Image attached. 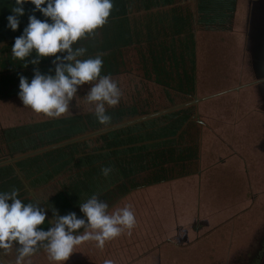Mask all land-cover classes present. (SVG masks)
Instances as JSON below:
<instances>
[{
	"label": "crops",
	"instance_id": "1",
	"mask_svg": "<svg viewBox=\"0 0 264 264\" xmlns=\"http://www.w3.org/2000/svg\"><path fill=\"white\" fill-rule=\"evenodd\" d=\"M112 2L114 7L107 23L94 35L73 44L74 50L87 49L77 59L100 56L104 62L101 75L111 77L121 72L122 65L129 63L127 60H135L140 64L142 81L152 79L163 92L181 98L175 106L148 111L140 118L108 128L112 131L138 122L146 126L142 132L150 143L141 152L142 162L134 170H126V165L125 170L134 175L143 173L142 164L148 161L152 149L162 152L172 144L180 126L191 121L181 114L188 116L193 109L203 127L202 142L191 160L192 168L182 174L156 175L139 184L133 182L132 176L124 180L123 186L110 181L109 195L97 194L108 204L109 214L131 207L143 221L131 231L155 237H150L147 244H154L157 258L134 261L132 242L128 239L118 246L114 239L107 241L103 249L87 245L80 250L76 246L68 261L60 264H104L105 260L114 264H157V260L163 264H264V0ZM65 55L66 52L58 56ZM35 57L33 51L25 59L26 67L18 63L11 65L14 69L0 71V140L9 145L12 153L30 148L32 142L50 140L49 131L42 133L47 130L42 126L46 128L54 121L76 115L41 120L38 113L23 105L19 97L20 76L30 83L36 69L42 74H55V56L41 57L38 64H32ZM125 105L124 110L129 108L131 115L143 109L136 103ZM75 136L63 143L38 146L36 149L47 148L14 156L0 165L16 163L23 170L17 171L21 175L33 169L32 160L36 157L45 162L41 171L62 172L71 156L68 149L84 147L89 139L84 137L79 145L80 138ZM98 148L80 157L100 155ZM78 165V171L90 167ZM4 167H0V172L5 171ZM29 182L34 183L27 186L32 189L45 183ZM88 199H75L74 208L56 211L59 215L75 212L78 218H84L80 204ZM22 200L36 204L30 197ZM48 204H55L52 197ZM47 205L51 212L45 209L46 221L39 226L44 230L55 219L54 209ZM12 251L17 253L15 245ZM46 253L41 248L23 262L30 263L33 257ZM178 253L188 254L189 259L192 255L196 260L175 261L185 258ZM1 259L0 264H4V255Z\"/></svg>",
	"mask_w": 264,
	"mask_h": 264
},
{
	"label": "clouds",
	"instance_id": "2",
	"mask_svg": "<svg viewBox=\"0 0 264 264\" xmlns=\"http://www.w3.org/2000/svg\"><path fill=\"white\" fill-rule=\"evenodd\" d=\"M27 0H15L9 15L8 27L13 31L19 27V16L24 15L23 5ZM45 17L40 20L34 14L23 34L15 38L12 55L25 60L33 51L36 57L32 64H38L41 57L55 56V74H42L35 70L34 77L20 76L19 97L24 106L49 118H60L69 111L70 102L76 96L78 87L91 84L86 95L87 102L93 104L94 115L101 124L110 122L106 107H115L121 98L118 83L110 75H101L103 59L100 56L77 59L87 51L84 47L73 49V44L82 38L94 35L95 30L103 27L113 10L112 0H30ZM46 5V6H44ZM67 55L61 57L57 53ZM113 169L103 167L101 173L108 177ZM19 190L0 192V250L5 253L16 246L15 264H23L25 257L43 248L51 261L66 262L76 246L86 241H95L103 249L107 241L119 237L124 229L131 230L136 218L130 206L117 209L109 214L108 204L92 195L80 204L84 218L75 212L59 215L54 209V222L44 230L39 227L46 221V211L39 203H23L18 198ZM11 201V203H9ZM83 229V232L78 230ZM104 264H114L105 260Z\"/></svg>",
	"mask_w": 264,
	"mask_h": 264
},
{
	"label": "rangeland",
	"instance_id": "3",
	"mask_svg": "<svg viewBox=\"0 0 264 264\" xmlns=\"http://www.w3.org/2000/svg\"><path fill=\"white\" fill-rule=\"evenodd\" d=\"M33 5L34 4H32L30 0H27V2L23 5L25 10L24 15L18 17L20 21L18 29L13 31L10 28L9 32L7 33L8 39L7 40L0 39V71H2L3 69L4 70L14 69V68H10L11 65L14 66L17 65L18 63L21 66H23V68L26 67V64L28 62L25 60L19 61L17 59H14L11 51H12V46L14 45L15 42V38L22 35L24 28L27 27L29 23L30 15L34 14L38 19L42 21L47 20L49 23L52 22L50 18L45 17L43 13H41L40 11L38 10L34 11L35 6L32 8ZM2 36L3 35L0 33V37ZM61 54L62 53H57V55H61ZM127 61L129 63L126 65L125 64L122 65L121 72L111 77L113 80H115L118 83V86L121 90L122 95L120 101L118 105L115 107H110L108 105H105V107L106 110L110 108H112V110L115 109L122 110L121 112L122 113L124 112V114H129L130 112L129 108L124 110V106H126L125 104H127L128 106H132L131 105L132 103H136L138 108H143V109H139V112H137L138 114L132 116L131 115L126 116L125 119H123V121L120 122L121 124H124V122L130 120H134L136 118H140L148 111H161L169 108L170 106L173 105L175 106L176 103L181 101V98H179L177 95L170 94V92H163L161 90V87H158L153 82L152 79H148L149 80L148 82L142 81L141 67L139 62L135 60H127ZM167 64L168 62H166V65ZM2 66L4 67L2 68ZM91 86H92L91 84L86 83L83 86L78 87L76 96L70 102L68 113H66L63 116L72 115V114L84 115L87 113L94 112L95 106L93 104H89L86 99V95L90 91ZM181 116L185 118H191L190 123H188L187 121L185 125L180 126L179 133L176 135L175 140L171 142L172 144L165 146V149L162 152L157 151L156 148L152 149L153 150L151 151L152 155L149 157L148 161L145 164H142V166L145 165V171L139 175H130L128 177L130 178L133 176L132 177L133 182L135 183L137 182L136 184H139L148 181V179H154V176L156 175H161L164 177L174 176L186 172L187 170H189L190 167L192 168V162L194 161L193 157H195L196 154L198 153V150L200 149V143L202 142L200 137L203 135V133L201 132L203 127L199 123V121H197L196 118H200V116L194 112V109L193 111H191V114H189L188 116L184 114H181ZM37 118L42 120L47 118V116L42 113H39V115L37 114ZM120 123L119 125H121ZM117 125L118 124L116 125L112 124V127ZM50 127H48L50 129H47L42 133L47 134V131L52 132L54 129H58L61 126L59 124L56 125V127L53 128L52 126ZM121 127H118L117 129L121 130ZM108 128L109 127H101L100 129H96V130L90 129L86 132L79 133L81 134L79 136H75V138H80L77 140L79 142V145L81 144L80 142H84L85 140L84 137L89 139L88 140L86 139L87 141L84 143V147L80 145L78 147H71L68 149V153L71 155L68 158L69 160L68 164L66 166L64 165L65 167L63 168L62 172L60 171L58 172L56 170L50 171L51 172L50 174L52 175L51 178L47 177V179H45L44 173L46 172L38 171V168L34 166L32 167L33 169H30L31 170L30 173H33V175L31 177H26L27 176L26 172H23L21 173V175L24 179L18 182V180L15 179L14 177L16 176L17 171L22 169H19L18 166L15 165L16 163L12 164V166L10 165V163H6L5 165H0V167L3 168L4 166L10 165L9 167L6 168L8 170L7 172L9 173L7 174V176H9V179L11 180H7L6 182H0V183L4 184L6 187H10L9 191L13 189H18L19 194H23L24 192H26V196L33 199L36 203H39L40 207L42 208L44 207V209H46L45 206L47 205V200L50 197H52L58 190L64 189L67 186H69L71 182L76 181L77 177L80 178V171H78L77 168L79 166L78 164L81 162L82 159V157L80 156L83 155L84 153L89 154L98 146H101L102 140L98 139V137L99 135H103L107 133ZM55 137H51L50 140H52ZM58 139L60 140V138ZM50 140L47 139L46 141H50ZM65 141L66 140H61V142L58 143H63ZM46 144L48 143H42L40 141L32 142L30 148L28 149L22 148L20 150L21 152L12 153L9 150L10 149L9 145L2 139L0 140V163L7 161L11 158H14V156H21L26 153H31L37 150L47 148V146L44 147L42 146V148L36 149V147ZM82 148H84L85 151L81 150ZM154 161H156L158 164L154 163ZM148 165H150V169L148 168ZM22 168L26 169L27 167L22 166ZM5 171L0 172L1 175L6 173ZM42 173H43V177L42 180L39 182L41 183L45 182V183L33 189L27 188V186L34 185V183L29 181H37L36 176L40 177ZM104 184L107 185L108 182L104 181ZM16 185L18 186V188L16 187ZM109 192L110 190L107 186V188H105V190L101 192L100 196L106 197L109 195ZM47 211L51 212L50 210ZM135 218H136V225L138 226L143 225V221L138 219L137 214H135ZM150 237L155 239V237L149 234L138 235L136 234V232H132L131 230H123L121 235L117 237L116 240H117V245L119 246L120 244H122L125 241H128L129 239L132 242V246H133V251H131L132 252L131 254L133 255V260L140 262L142 260H147L148 258L151 259L157 258L154 244H147V242L150 241L148 240ZM144 242L146 243L144 244ZM87 245L91 247L96 245V242L86 241L78 245V247H80L81 250L82 247ZM127 247H129L128 244ZM129 252L130 251L127 252V255L129 254ZM2 255H4V264H15V262L12 263L11 260L17 256V253L13 252L12 249L7 253H3V250H0V262H2L1 259ZM176 255H181L185 258H177L175 261L188 262V260L191 261L196 260V258L193 257L192 255L190 256L189 259V255L185 253L182 254L178 253ZM47 256H48L47 253L45 255H38L33 257L30 263H24L28 259L24 260L23 264H51L49 260H46L48 258ZM156 263L163 264L159 262V260H157ZM175 264H182V263L177 262Z\"/></svg>",
	"mask_w": 264,
	"mask_h": 264
},
{
	"label": "trees",
	"instance_id": "4",
	"mask_svg": "<svg viewBox=\"0 0 264 264\" xmlns=\"http://www.w3.org/2000/svg\"><path fill=\"white\" fill-rule=\"evenodd\" d=\"M14 5H15V0H0V33L3 35L2 37H0V39H8L7 33L9 32L10 27H8L7 17L9 15H13L12 8L14 7ZM34 6L35 5H33L32 8ZM224 12H225V8H224ZM121 111L122 110H116V109L106 110V114H108L111 117L110 122L107 124H101L94 115V112L87 113L84 115H74L68 118H62L58 121H54L52 125L51 124L46 125V128L42 126V129H50L51 128L50 126H52L53 128L56 127V125L60 124L61 127H59L58 129H54L52 132L48 133L49 135H51V137H55V136L58 137H55L50 141H42V143L57 144L58 142H61V140L71 139L75 135L82 132H86L90 129L96 130V129H100L101 127H112V124L119 125V123L122 122L126 116L131 115L130 112L129 114H124V112L122 113ZM143 127L146 126L138 122L132 125L121 127V130L114 129L112 131H108L107 133L101 135L100 139L103 141V144L102 146H100V149L98 148L99 150H101L100 155L83 156L79 164L90 166L89 169L80 171V178L77 177V180L73 185L58 190L52 196V199L54 200L55 204H53V206H51V204L48 205L52 209L56 210L57 208L58 211L59 210L62 211L64 209H71L74 208V206L76 205L75 199H81V198L88 199L92 195L94 194L97 195L102 191H104L105 188H107L108 186V184L107 185L104 184V181L108 183L110 181L113 183L118 182L121 184V186H123L124 180L128 179L130 175H134L132 172H128L126 170H130V169L134 170L141 164L143 159L140 157L141 152L144 151L147 148L148 144L150 143L149 140L144 139L143 135L145 133L144 131L142 132ZM58 138H60V140ZM130 154H132L133 156ZM41 160L43 161V158H36V157L34 158V160H32V166L38 168V171H41V169H43V167L41 166L45 165V162L43 163L40 162ZM67 163L68 161L65 162V164ZM10 165L6 167H9ZM126 165L127 168L128 166L129 168L125 170ZM108 166H110L113 169V171L110 173L108 177H105L101 173V169L103 167H108ZM5 170L6 173L2 175L0 173V182H6L7 180H11L9 179V176H7V174H9L7 172L8 171L7 168H5ZM25 172L27 175L26 177H31L33 175V173H30L31 172L30 169L26 170ZM50 173L51 172L44 173L45 179H47V177L48 178L52 177ZM42 177H43V173L41 174L40 177L36 176V180L39 182L42 180ZM14 178L17 179L18 182L24 179L22 175H19L18 173ZM16 187L18 188L17 185ZM9 188L10 187H6L4 184L0 183V192H9ZM24 197H28L26 196V192L18 195V198L21 199L23 203L25 204L32 203L29 201L22 200Z\"/></svg>",
	"mask_w": 264,
	"mask_h": 264
}]
</instances>
